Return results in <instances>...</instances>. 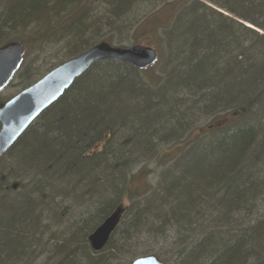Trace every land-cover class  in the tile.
Segmentation results:
<instances>
[{"label":"trees","instance_id":"16d2710c","mask_svg":"<svg viewBox=\"0 0 264 264\" xmlns=\"http://www.w3.org/2000/svg\"><path fill=\"white\" fill-rule=\"evenodd\" d=\"M205 1L234 18L196 0H0V46L59 63L164 34L162 52L143 44L154 65L95 63L0 158V264H264V0ZM123 202L93 251L87 236Z\"/></svg>","mask_w":264,"mask_h":264},{"label":"water","instance_id":"95a60500","mask_svg":"<svg viewBox=\"0 0 264 264\" xmlns=\"http://www.w3.org/2000/svg\"><path fill=\"white\" fill-rule=\"evenodd\" d=\"M25 48L21 43L9 42L0 46V92L18 71ZM110 59L144 70L158 60L157 51L147 45L136 44L125 47L100 42L80 55L69 58L40 77L37 81L20 90L8 100L0 103V156H2L37 119L55 103L64 92L93 63ZM125 204L118 205L87 236L90 248L98 252L108 243L117 229ZM131 264H163L152 254L140 256Z\"/></svg>","mask_w":264,"mask_h":264},{"label":"rangeland","instance_id":"374dc122","mask_svg":"<svg viewBox=\"0 0 264 264\" xmlns=\"http://www.w3.org/2000/svg\"><path fill=\"white\" fill-rule=\"evenodd\" d=\"M193 1H195V0H193ZM196 1L199 2V4H201V5H208V6L212 5V4H210L209 2H207L205 0H196ZM178 4H179L178 2H177V4L174 3L171 6V8H170V12L174 9V6L177 7ZM213 7H215V6H213ZM216 9L221 10L219 8H216ZM168 10L169 9H163L162 12H160L158 14L159 19L162 22H164V23H167V22H169L171 20V16L168 14ZM223 15L234 18L233 16H231L230 14H228V13H226L224 11H223ZM162 35H164L163 34V30H158V32H156V33L155 32H149L148 34H146L144 36L142 42H143V44H149L151 46H154L155 48H157L158 50H160V52H162L163 51V49H162V46H163ZM128 43H129V41H127V40H124V42H123V44L125 46L129 45ZM60 60H61V52L58 53V51L56 52L55 49L33 50V51L27 52V54L25 55L24 63H23V65H24V68L23 69H25V71H23L21 69L23 71V75L25 77H27V79H22L21 72L18 73V74H16V75H14V77L9 82L8 86H6L0 92V100H2V101L7 100L11 96H13L17 92H19L20 89H22L23 87L28 86L32 82H35L38 78H40L48 70V68H50L53 65L58 64L60 62ZM25 67H27V68H25ZM160 68H161V66L158 64V65H156L155 68H151V69L145 71L143 74L146 77H150L153 74H160L161 69H163V68H161V69ZM26 69H28V70H26ZM21 70H18V71H21ZM29 77H31V78L29 79ZM204 123L207 124V122H205V121L204 122H201L202 125ZM164 147H166V146H164ZM172 147L173 146H170L168 148L170 149ZM164 150H166V149H164ZM8 159H9V157H7L4 160L0 161V169H1L0 171L3 172V173H4V170H7L5 168V166H6V164H8ZM158 166H159L158 164H156L155 162H152L146 168V170H148V173L150 175L148 177V179L152 183H154L158 179V173H157V171L160 170L158 168ZM146 170H144V171H146ZM17 180L19 181V179L17 177H10L9 180H8V183L10 185H12V183H14V181H17ZM27 180L28 179L25 178L24 181H27ZM10 190H12V189H10ZM15 190L16 189H13L12 191H9L8 194L17 195V191H15ZM35 197L36 196H34L32 194V198H35ZM157 250L158 251L160 250L159 249V246H158V249ZM44 260L45 259L43 257L42 258V261H41L42 264L44 263Z\"/></svg>","mask_w":264,"mask_h":264},{"label":"bare ground","instance_id":"6f19581e","mask_svg":"<svg viewBox=\"0 0 264 264\" xmlns=\"http://www.w3.org/2000/svg\"><path fill=\"white\" fill-rule=\"evenodd\" d=\"M214 9H216V8H214ZM216 10H217V11H220L221 13H223V11H221V10H218V9H216ZM244 24L247 25V26H249L247 23H244ZM9 42H16V41H9ZM9 42H6L5 44H7V43H9ZM18 43H19V42H18ZM106 43H107V42H106ZM21 44H22V43H21ZM3 45H4V44H3ZM3 45H1V46H3ZM22 45H23V44H22ZM23 47H24V45H23ZM116 47H117V46H116ZM24 48H25V47H24ZM87 50H88V49H87ZM85 51H86V50H85ZM85 51H83V52H85ZM83 52H82V53H83ZM25 53H26V49H25ZM82 53H80V54H82ZM80 54H78V55H80ZM25 55H26V54H25ZM25 55H24V57H23V60H22V63H21V65H20L19 69L21 68V66H22V64H23V61H24V59H25ZM76 56H77V55H76ZM71 58H72V57H71ZM68 59H69V58H68ZM66 60H67V59H66ZM102 60H110V59H102ZM102 60H100V61H102ZM64 61H65V60H64ZM100 61H98V62H100ZM62 62H63V61H62ZM98 62H95V63H98ZM95 63H93V64H92V65H91V66H90V67H89L84 73H86V72H87V71H88V70H89V69H90ZM19 69H18V70H19ZM16 73H17V72H16ZM16 73H15V74H16ZM84 73H83V74H84ZM15 74H14V75H15ZM83 74H82V75H83ZM29 85H31V84H29ZM29 85H28V86H29ZM26 87H27V86H26ZM26 87H24V88H26ZM70 87H71V86H70ZM70 87H69V88H70ZM24 88H22V89H24ZM69 88H68V89H69ZM22 89H21V90H22ZM68 89H67V90H68ZM67 90H66V91H67ZM64 93H65V92H64ZM34 121H35V120H34ZM100 144H101V143H100ZM100 144H98L97 147H95L94 149H99L100 146H101ZM13 145H14V144H13ZM13 145H12V146H13ZM12 146H11V147H12ZM11 147H10V148H11ZM10 148H9V149H10ZM9 149H8V150H9ZM8 150H7V151H8ZM7 151H6V152H7ZM6 152H5V153H6ZM5 153H4V154H5ZM4 154H3V155H4ZM3 155L0 156V158L3 157ZM148 180H149V179H148ZM12 185H14V184H12ZM14 187H15V186H12L11 189L13 190ZM12 190H10V191H12ZM10 195H11V194H10ZM23 197H24V196H22L21 198H23ZM126 203H127V202H123V203H120L119 205H121V204H126ZM113 210H114V209H113ZM113 210H112V211H113ZM125 210H126V209H125ZM124 212H125V211H124ZM124 212H123V214H124ZM123 214H122V217H123ZM122 217H121V219H120V222H121V220H122ZM119 224H120V223H119Z\"/></svg>","mask_w":264,"mask_h":264}]
</instances>
